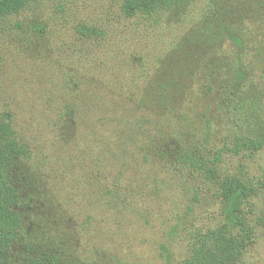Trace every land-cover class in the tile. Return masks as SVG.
<instances>
[{"label": "rangeland", "instance_id": "rangeland-1", "mask_svg": "<svg viewBox=\"0 0 264 264\" xmlns=\"http://www.w3.org/2000/svg\"><path fill=\"white\" fill-rule=\"evenodd\" d=\"M250 23L264 29V0H171L134 17L114 0H35L0 15V114L26 148L13 263L175 264L196 225L219 222L169 160L231 142L235 114L240 134H264V33L238 90L229 56ZM223 169L257 183L264 149ZM255 202L238 264H264V193Z\"/></svg>", "mask_w": 264, "mask_h": 264}, {"label": "trees", "instance_id": "trees-1", "mask_svg": "<svg viewBox=\"0 0 264 264\" xmlns=\"http://www.w3.org/2000/svg\"><path fill=\"white\" fill-rule=\"evenodd\" d=\"M35 0H0V15L16 14ZM120 4L123 15H153L169 5L171 0H114ZM247 26V25H246ZM233 34L235 48L232 53L234 87L240 89L253 64L257 63L256 45L264 29L250 23ZM83 34L95 32L82 28ZM247 82V81H246ZM245 84H249L248 82ZM233 140L224 142L212 153L186 152L170 158L171 166L184 179L196 185L193 198L198 192L207 193L218 206L219 222L213 225H196L190 232L189 248L185 256L175 264H238L245 249L254 241V229L249 216L256 208L255 199L264 193V178L257 183L247 182L235 172L223 169L225 156L243 155L255 159L264 149V134L253 137L238 132L243 114H235ZM242 124V122H241ZM26 152L18 132L8 115L0 114V264H15L12 250L23 237V222L18 207L20 195L13 182L15 161ZM160 154V153H159ZM158 154V155H159ZM117 190V189H115ZM118 191V190H117ZM261 221L264 222V208ZM18 264H57L44 256L29 258Z\"/></svg>", "mask_w": 264, "mask_h": 264}]
</instances>
